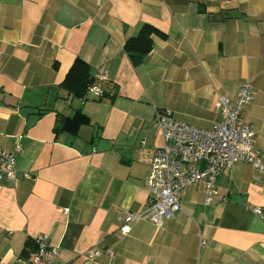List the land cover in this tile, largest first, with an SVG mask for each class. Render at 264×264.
Here are the masks:
<instances>
[{"label": "crops", "instance_id": "obj_1", "mask_svg": "<svg viewBox=\"0 0 264 264\" xmlns=\"http://www.w3.org/2000/svg\"><path fill=\"white\" fill-rule=\"evenodd\" d=\"M143 23L167 36L135 64L124 44ZM78 57L107 74L102 98L61 87ZM244 81L256 96L242 118L264 160V0H0V145H22L19 178L0 184V264H24L40 233L60 264H264V171L247 162L219 175L213 204L187 187L161 228L141 219L123 233L119 219L146 208L157 110L210 129L216 98ZM79 108L90 124L57 133V116Z\"/></svg>", "mask_w": 264, "mask_h": 264}, {"label": "built area", "instance_id": "obj_2", "mask_svg": "<svg viewBox=\"0 0 264 264\" xmlns=\"http://www.w3.org/2000/svg\"><path fill=\"white\" fill-rule=\"evenodd\" d=\"M96 82L90 92L100 94L102 88L98 79H107L106 73L95 75ZM255 88L250 81H244L234 97L219 95L215 108L221 120L212 128L205 129L178 119L170 110H157L154 124L162 133L163 143L153 157L146 180L149 191L147 205L141 212H121L123 233L129 231V224L141 219H149L161 228L165 222L181 210V195L189 186H200L205 190V204L217 201V179L222 172L230 170L237 162H247L264 171V160L255 144V130L252 124L242 118L244 108L254 101ZM22 149L18 143L12 151L0 145V184L16 181L18 176L17 155ZM25 178L32 176L24 174ZM262 214L261 208H255ZM35 248L24 264H60L61 247L51 241L47 233L33 238ZM205 244V240H201ZM113 257L111 248L104 250ZM102 253L101 248H93L89 257Z\"/></svg>", "mask_w": 264, "mask_h": 264}, {"label": "trees", "instance_id": "obj_3", "mask_svg": "<svg viewBox=\"0 0 264 264\" xmlns=\"http://www.w3.org/2000/svg\"><path fill=\"white\" fill-rule=\"evenodd\" d=\"M153 35H158L166 38V33L150 23H143L136 35L128 38L124 44V50L133 60L138 64L145 55H147L153 48ZM96 82V77L92 72L91 65L81 57H78L73 62L69 71L67 72L61 87L67 90L76 98L86 99L90 92V87ZM103 94H95L97 97ZM103 96H101L102 98ZM100 98V99H101ZM90 124V118L83 111L82 108L77 109L73 115H65L60 113L57 116L55 131L63 132L70 131L74 135L78 134L81 126ZM35 248L33 239H27L25 247L21 253L23 257H27L29 253Z\"/></svg>", "mask_w": 264, "mask_h": 264}]
</instances>
